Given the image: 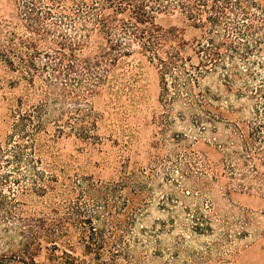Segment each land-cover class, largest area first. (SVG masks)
Instances as JSON below:
<instances>
[{"label": "rangeland", "instance_id": "374dc122", "mask_svg": "<svg viewBox=\"0 0 264 264\" xmlns=\"http://www.w3.org/2000/svg\"><path fill=\"white\" fill-rule=\"evenodd\" d=\"M23 2L0 0V26L7 31L0 34L3 44L8 32L15 34V43L32 37L20 16ZM252 12L260 18L255 9ZM15 18L19 19L14 22ZM72 24L65 21L58 26L68 32ZM156 24L179 31L188 44L201 35L178 11L158 16ZM221 34L218 32L219 39ZM100 45L103 43H94L80 56L95 55ZM47 46L54 47L48 43L39 50H47ZM40 55L39 66L46 61ZM182 56L187 59L185 65L189 59L191 65H197L189 48ZM233 61L242 75L229 79L230 90L223 82L231 62L227 57L225 69L204 73L198 84L192 82L194 72L189 67L170 68L164 76L166 92L162 96L160 74L154 65L138 54L122 58L114 68L116 84L93 100L94 110L103 116L95 132L98 143L89 146L75 136L56 138L54 126L48 125L47 133L37 140L43 154L42 166L37 167L45 178L54 177L53 191L21 194L12 184L18 174L2 164L0 174H11L2 185L5 196L11 197L5 191L8 188L17 194L15 199L24 212L46 213L51 206L64 207L78 198L77 184L86 180L117 183L125 176L129 183L110 202L115 200L120 206L129 200L137 209L134 214L123 213L122 255L117 264H264V182L253 183L251 191L241 190L238 177L231 175L237 160L228 157L237 153L247 157L234 126L249 130L254 121L252 108L264 95L248 93L246 98L247 93L236 94L246 90L244 83L248 90L264 91V51L253 48L246 59L235 55ZM50 78L48 71L40 70L30 86L17 72L0 64V147L12 148L6 138L10 136V113L18 101L22 108L37 104L45 92L42 80ZM72 102L67 100L65 106ZM13 140L26 142L25 138ZM32 152L24 149L23 154L35 160L38 156ZM244 165L243 171L250 174V163ZM82 206L91 213L98 208L88 200ZM117 212L113 210L115 216ZM4 230L2 225L0 251L7 244L1 239Z\"/></svg>", "mask_w": 264, "mask_h": 264}, {"label": "trees", "instance_id": "16d2710c", "mask_svg": "<svg viewBox=\"0 0 264 264\" xmlns=\"http://www.w3.org/2000/svg\"><path fill=\"white\" fill-rule=\"evenodd\" d=\"M23 3L20 16L26 22L24 30L32 37L19 38L15 43V34L8 32L6 44L0 38V64L17 72L30 86L40 70L48 71L51 78L42 80L45 92L37 104L22 108L23 103L18 101L10 113V136L6 138V142H12V148L0 147V166L8 165L12 174H18L12 184L20 188L21 194L44 195L53 191L54 177L45 178L37 167L42 166L43 155L37 140L47 133L48 125L54 126L56 138L75 136L89 146L98 143L95 132L103 116L94 110L93 100L104 96L110 84H116V78L112 80L114 68L122 58L138 54L154 65L164 96V76L170 68L189 67L194 72L192 82L198 84L204 73L225 69L228 57L230 68L223 82L230 90L229 79L242 75L234 67L233 56L244 60L253 48L264 51V0H24ZM174 11L186 15L187 21L201 31L191 44L185 42L179 31L164 30L156 24L158 16ZM65 21L73 23L68 31L72 34L60 30L58 24ZM1 27L4 26H0V34L7 33ZM218 32H222L220 39ZM99 42L103 45L97 46L95 55L80 56ZM48 43L54 47L39 50ZM188 48L196 56V66L190 64L191 59L184 64L187 59L182 54ZM39 55L46 60L41 66L37 65ZM247 71L252 73L249 68ZM244 85L246 90L236 96L264 95L261 88L248 90V84ZM67 100L74 103L65 106ZM251 113L254 121L249 130L234 126L240 132L238 138L247 157L238 153L228 155L229 160H237L231 175L238 177L235 178L241 183L238 184L241 190L248 191L253 189V183L264 182V99L254 105ZM15 137L25 138L26 142H15ZM24 149L38 157L26 158ZM247 162L252 168L250 174L243 171ZM10 175L0 174V228L6 227L1 239L7 241L0 251V264H117L122 255L123 213L128 210L134 214L137 208L129 200H123L120 206L110 200L129 183L128 177L110 184L86 180L77 184L79 197L64 207L51 206L46 213L28 214L17 203V194L8 188L5 191L11 197L4 194L2 185ZM86 199L98 207L96 212L82 206ZM113 210L118 211L117 216Z\"/></svg>", "mask_w": 264, "mask_h": 264}]
</instances>
